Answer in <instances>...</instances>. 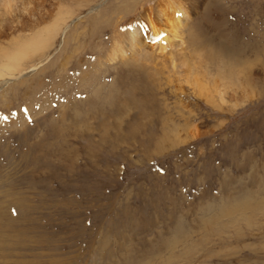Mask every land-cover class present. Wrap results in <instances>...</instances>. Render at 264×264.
Wrapping results in <instances>:
<instances>
[{
  "label": "rangeland",
  "instance_id": "374dc122",
  "mask_svg": "<svg viewBox=\"0 0 264 264\" xmlns=\"http://www.w3.org/2000/svg\"><path fill=\"white\" fill-rule=\"evenodd\" d=\"M203 1L0 0V264H264V0Z\"/></svg>",
  "mask_w": 264,
  "mask_h": 264
},
{
  "label": "bare ground",
  "instance_id": "6f19581e",
  "mask_svg": "<svg viewBox=\"0 0 264 264\" xmlns=\"http://www.w3.org/2000/svg\"><path fill=\"white\" fill-rule=\"evenodd\" d=\"M8 1V3H11V0H7ZM13 2H17V0H12ZM197 1V0H196ZM166 2V1H165ZM201 2V1H200ZM199 2V3H200ZM205 2V0L202 2V3H204ZM206 2H209V1H206ZM127 4V3H126ZM207 4V3H206ZM205 4V5H206ZM169 5V4H168ZM195 5V4H194ZM204 5V4H203ZM13 6H14V4H13ZM198 6V5H197ZM203 7V6H202ZM154 8H156V7H154ZM178 8V7H177ZM176 9V8H175ZM151 10V9H150ZM175 11V10H174ZM182 12V10H178V11H176L175 12V14H174V16L173 17H168V18H173L175 21H167L168 23H166L165 25L164 24H162L163 25V28H159L158 26H156V25H154L155 23H153L152 22V19H151V17L148 15V14H145V15H147L146 16V19H148L149 20V23H150V29H151V36L149 37L152 41H153V43H154V45H157L158 43H159V45H160V42L162 41V39H164L166 36H167V34L169 35L171 32H170V28H172L171 30H173V29H175V28H180L179 27V25L181 24L180 23V19H181V17H182V14L183 13H181ZM160 14H161V12H160ZM172 14V15H173ZM144 15V14H143ZM163 16V15H162ZM164 17V16H163ZM167 19V18H166ZM177 22V23H176ZM139 24V23H138ZM141 25V24H140ZM178 25V26H177ZM165 26V27H164ZM176 30V29H175ZM129 31H131L130 32V38H131V42H130V45L132 46L131 47V51H132V56L133 55H135V53H139V52H142L143 53V51H141V50H145V47H146V45H145V41L148 39L147 37H145V36H143V29H139L138 28V26H137V24H133V27H132V29L131 30H129ZM128 32V31H127ZM126 32V33H127ZM176 32H178V31H176ZM115 35H114V37H113V43L114 44H112L113 46H112V50H111V54L109 55V57H108V60L110 61V62H112V63H114V61H116L117 59H120V58H122V60H123V58H126V56L128 55V53H127V51H123V46L121 45L120 46V48H118V46L117 45H115V44H117V39L119 38V36H121L122 34H123V31H121L120 30V32H115L114 33ZM177 34V33H176ZM175 34V35H176ZM124 35V34H123ZM129 35V34H128ZM145 35V34H144ZM177 36V35H176ZM129 37V36H128ZM124 38V37H123ZM122 38V39H123ZM166 39H168V38H166ZM121 43V42H120ZM153 47H155V46H153ZM152 47V48H153ZM163 48V47H162ZM126 49V48H125ZM129 49V48H128ZM127 50V49H126ZM145 52V51H144ZM123 56V57H122ZM138 57V56H137ZM128 59V58H127ZM119 61V60H118ZM106 62V61H105ZM2 68V67H1ZM4 69H6V67H4ZM4 69H1L0 70V77L3 79V81L2 82H0V88H2V86H4V85H7L8 83H9V81H10V79L12 78V77H14L13 76V74H11V73H9V71L7 72V70L5 71ZM11 71V70H10ZM3 76V77H2ZM5 78H7V79H5ZM205 92H206V90H205ZM205 92H203V93H205ZM201 94V93H200ZM207 97H208V95H207ZM206 98V97H205Z\"/></svg>",
  "mask_w": 264,
  "mask_h": 264
}]
</instances>
